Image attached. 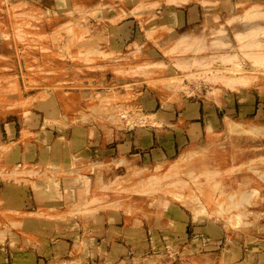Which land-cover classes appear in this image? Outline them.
<instances>
[{
	"label": "rangeland",
	"instance_id": "1",
	"mask_svg": "<svg viewBox=\"0 0 264 264\" xmlns=\"http://www.w3.org/2000/svg\"><path fill=\"white\" fill-rule=\"evenodd\" d=\"M200 1L208 17L207 25L195 31L196 49L179 45L183 32L163 38L154 28L144 26L129 32L127 38L132 41L126 47L113 50L106 47L110 25L107 12H115L111 7L128 9L139 5L144 9L154 3L0 0V130L5 121H16L14 135L19 139L24 122L19 125L18 119H27V110L39 97H45L40 92H49L43 102L54 108L58 124L65 125L60 118L73 119L69 114H76L77 121H103L121 132L131 131V124L148 123L145 105L160 103L165 92L179 90L185 97L195 99V95L204 98L195 92L201 95L211 86H215L213 93H217L218 86L249 88L255 103H264V0ZM187 42L189 45L192 40ZM144 62L158 64L140 69ZM64 92H71V97ZM61 95L81 108L74 113L59 110L56 98ZM153 116H149L150 122L156 123ZM232 116L226 128L219 124L206 138L186 144L163 162L145 166L138 162L135 166L141 168L140 173L131 175L134 167L105 173L99 185L101 193L95 196L88 191L90 198L85 202L82 197L76 198L75 209L69 203L63 206L56 202V207L42 209L34 217L21 212L32 211L31 206H23L22 210L3 207L0 264H170L175 254L178 259L179 255L181 259H185L181 255L188 256L187 262L195 264L191 257L195 249L190 245L195 247L196 218L208 220L214 227L211 233L216 235L217 231L221 237L219 248H229L218 249L224 251L219 264L236 262V245L248 239L252 244L260 242L251 239L256 233L264 236V199L261 205L255 204L264 196V127L257 125L259 121L253 114L244 120L254 124L240 123L236 115ZM45 130L52 129L44 127L41 131ZM64 130H54V134H63ZM22 135L39 138L26 125ZM89 136H94L93 128ZM24 143L26 151H31L33 144L26 139ZM1 150L8 157L11 145ZM42 151L40 148V154ZM178 160L177 166L170 168ZM92 165L95 169L100 166ZM13 167L18 176L22 171L17 170H25L28 165ZM66 169L80 174L73 162ZM94 203L99 204L98 209H115L121 215L120 223L109 219L83 224L82 220L97 209L91 206ZM48 211L58 213L57 217ZM187 216H193V220L184 229ZM46 217L55 220L46 223ZM151 219L156 220L153 223ZM167 230L170 233L166 234ZM250 230L255 234L251 235ZM172 232L174 237L170 239ZM184 233L186 238H182ZM141 236L145 240H139Z\"/></svg>",
	"mask_w": 264,
	"mask_h": 264
},
{
	"label": "crops",
	"instance_id": "2",
	"mask_svg": "<svg viewBox=\"0 0 264 264\" xmlns=\"http://www.w3.org/2000/svg\"><path fill=\"white\" fill-rule=\"evenodd\" d=\"M144 1H150L155 5L144 9L138 7L139 5L128 9L112 6V10L115 12L109 14V11L107 12V20L110 22L107 30L109 32L106 40L107 48L117 50L126 47L127 43L132 41L127 38L130 35L129 32L133 33L135 29H144V26L154 28L159 36L166 38L182 32L181 35L186 33L185 35L196 37L195 31L198 29L200 31L201 27L207 25L208 10L200 0ZM131 46L133 45L131 44ZM214 87L211 86L210 89L206 90V93L202 91L201 95L195 92L197 96H204V98H196L195 95V99L191 98L190 95L185 97V94H181L179 90L165 92L166 96L160 99V103L154 101L151 104L147 102L145 105L148 106L147 109L145 108L148 112L144 114L148 118V123L131 124L133 129L128 132H121L115 127L110 128L103 121L96 123H92L88 119L77 121L76 114L73 116L69 114V117H74L73 119L60 118V121L64 122L65 125L58 124L54 121L55 119L59 120V116L53 113L54 108L47 105L46 101L43 102L45 98L48 99L49 92L46 94L40 92L39 94L45 95V97L42 100L39 97L38 101L33 103V108L27 110L30 113L27 115V119L24 121L18 119L19 125L24 122L23 125H26L30 131L38 133L39 138L33 136L24 138L22 135L23 125H21L19 139L16 138L14 135L16 121H5L3 130H0V145H6V148L11 145L12 149L8 157L0 149V209L16 207L22 210L23 206H31L32 211L21 212L24 216L33 215L35 217L42 209L56 207V202L57 204H59L58 202L62 203L63 206L69 203L70 207L73 206L78 197H82V201L85 202L90 198L88 191L95 193V196L101 193L99 185L104 182L105 173H111L119 167L131 169L137 167L135 165L138 162L144 166L152 162L155 164L163 162V158L171 157L186 144H196L203 136L206 138L215 131L219 124H223L226 128L227 121H232V115H236L240 119V123H253L251 120H244L248 115L253 114L259 121L257 125L264 127V103H255L256 97L250 94L249 88L235 90L218 86L217 93H213ZM64 94L71 97V92H64ZM85 98H82L83 103L86 102ZM56 102L60 107L59 110L65 113H74L77 107L81 108L67 100L65 95H61V98L57 97ZM157 106L159 108H156ZM151 114L155 115L152 120L156 123L150 122L149 116ZM44 127L52 130L41 131ZM64 128L63 134H54V130L60 132ZM91 128L94 131L93 137L89 136ZM98 129L102 131L100 132ZM2 134L7 135L2 136ZM25 139L33 144L30 146L31 151L29 152L26 151ZM56 143L59 148L57 145L54 146ZM40 148L43 149L42 154H40ZM71 162L75 163L80 174L72 169H66V166L71 165ZM23 163H27L28 167L25 170H17L22 172L16 176L13 166L20 167ZM92 163L100 166L95 169ZM51 165L52 167H49ZM107 167L109 169H106ZM15 176L17 179L14 178ZM39 176L48 177L51 181ZM77 192H79L78 195ZM263 199L264 196L255 204H260ZM76 205L73 206L74 209ZM98 205L94 203L91 206L94 208ZM37 208L39 211H35ZM102 210L105 212L103 211L104 214L101 216ZM159 210L161 213L162 210ZM12 211L16 212L17 210L12 209ZM63 213H67V211ZM48 214L51 213L48 211ZM57 215L58 213L51 214L54 217ZM89 216L90 218L82 220L83 224L89 220L88 223H93L96 220L97 224L101 221L102 223L109 222V219L114 223H120L121 220L120 213L112 207L103 209L97 207L95 212ZM54 217L48 219L46 217L45 222L52 224L51 220ZM191 218L193 220V216ZM191 218L187 216L184 229ZM155 220L151 219V222H155ZM157 221L161 222L160 219ZM193 222H195L196 233L195 247L191 244L190 248L195 249V252L192 253L195 256H191L195 264H203L204 262L219 264L223 252L229 248L225 250L219 248L221 237L217 231H214L216 235L211 233L214 227L210 225L208 220L196 218ZM167 231H165L166 234L170 233ZM201 232L207 235L203 236ZM253 232L255 231L250 230L251 235L255 234ZM172 233L170 239L174 237V232ZM186 235L184 233L182 238H186ZM256 236L250 238L258 239L260 242L252 244V241L248 239L243 245H236V250L233 251L238 254V260L236 262L227 261L226 263L264 264V236L258 233ZM141 239L145 240V237H139V240ZM156 239L155 241L158 240ZM146 243L148 245L147 241ZM244 248L245 252H243ZM218 249L224 251H218ZM189 250L187 253H190ZM181 256L185 259H181L180 255L178 259V255L175 254L170 264H189L186 260L188 256Z\"/></svg>",
	"mask_w": 264,
	"mask_h": 264
},
{
	"label": "bare ground",
	"instance_id": "3",
	"mask_svg": "<svg viewBox=\"0 0 264 264\" xmlns=\"http://www.w3.org/2000/svg\"><path fill=\"white\" fill-rule=\"evenodd\" d=\"M251 10H253V9H251ZM217 29H218V28H217ZM185 34H186V33H185ZM185 34H184V35H181V36L178 38L179 41H177V42L180 43L179 45L182 46V48H188V49H189V48H190V49H191V48H196V42H195V41H196V37H195V39H194L193 35L191 36V35H185ZM188 39H189V40H192L191 44H189V45H188L189 42H187V41H189ZM193 39H194V40H193ZM181 41H183V43H184L185 45H182V44H181V43H182ZM193 41H194V43H193ZM197 41H199V39H197ZM186 42H187V43H186ZM179 48H180V47H179ZM177 50H178V49H177ZM155 64H158V63H154V62H151V63H145V62H144L142 65H140V69H144V70H145L149 65L152 66V65H155ZM161 64H162V62H161ZM188 64H189V63H188ZM186 65H187V62H186ZM119 73H120V72H119ZM242 75H243V74H242ZM223 78H224V77H223ZM223 78H220V80L223 79ZM243 78L245 79L244 76H243ZM243 78H242V79H243ZM218 79H219V78H218ZM230 79H231V78H230ZM234 79L236 80V83H237V80H238V79H239L238 82H241V77H240V78L238 77V79H236V78H234ZM247 79H248V77H247ZM223 81H225V79H224ZM232 81H234V80H231V82H232ZM245 82H246V81L242 80V83H241V84H242V85H245V84H244ZM223 83H224V82H223ZM228 83H230V80H228L227 85H228ZM236 83L233 82L232 85H233V84H236ZM238 84H239V83H238ZM241 84H240V85H241ZM240 85H236V86H240ZM242 85H241V86H242ZM229 86H230V85H229ZM234 86H235V85H234ZM232 87H233V86H232ZM5 147H6V145H1V146H0V149H2V148H3V149H6ZM184 157H185V156H184ZM184 157H183V158H184ZM184 159H185V158H184ZM179 161H181V160H178V161H175L174 163H172V164L170 165V166H171L170 168H172V167H174V166H177L176 164H178ZM172 169H174V168H172ZM140 172H141V168H140V167H134V168L132 169V174H131V175H135L136 173H140ZM242 195H243V194H242Z\"/></svg>",
	"mask_w": 264,
	"mask_h": 264
}]
</instances>
